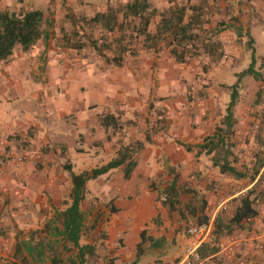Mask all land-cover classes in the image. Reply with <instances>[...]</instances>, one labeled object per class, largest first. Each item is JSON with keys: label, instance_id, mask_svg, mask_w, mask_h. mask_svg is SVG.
Listing matches in <instances>:
<instances>
[{"label": "crops", "instance_id": "obj_1", "mask_svg": "<svg viewBox=\"0 0 264 264\" xmlns=\"http://www.w3.org/2000/svg\"><path fill=\"white\" fill-rule=\"evenodd\" d=\"M162 1L153 2L163 9L169 4ZM255 24L246 37L257 47L261 38ZM204 27L210 31L211 21ZM52 37L50 33L29 50L17 47L12 56L0 61V263L11 254L12 264L16 244L63 210L60 200H69L65 194L72 189L71 172L102 166L116 156L121 144L138 140L145 146L135 155L137 165L129 179L124 178V167H119L87 184L86 199L94 180L105 182L117 230L126 227V234L141 235L147 229L150 236L164 235L172 241V232L158 231L168 224L162 227L153 219L159 214L165 219L168 211L161 192L176 176L179 192L204 194L210 221L220 216L230 219L238 204L234 199L254 182L221 174L211 155L196 147L226 114L221 81L201 91L202 83L208 82L194 80L200 69L198 58L178 63L167 54L142 50L141 40L137 43L140 54L129 55L116 66L89 47L80 51L63 47ZM216 38L225 52H233V31L221 30ZM212 74L218 73L206 75L212 78ZM231 74L237 80L236 71ZM259 108L234 107V141L247 162L254 158L251 150L259 143L244 144L243 134L250 132L252 113ZM106 114L116 115L126 132L119 135L105 127L102 117ZM258 207V216L245 220L242 227L217 239L213 234L200 249V264H264V199ZM175 237L183 250L187 232ZM140 241L132 239L135 245ZM212 242L218 246L215 253L205 250ZM169 245L168 255L172 253Z\"/></svg>", "mask_w": 264, "mask_h": 264}, {"label": "trees", "instance_id": "obj_2", "mask_svg": "<svg viewBox=\"0 0 264 264\" xmlns=\"http://www.w3.org/2000/svg\"><path fill=\"white\" fill-rule=\"evenodd\" d=\"M168 6L157 7L152 0H128L111 3L108 1L105 10L94 14L68 13L66 15L72 28L63 31L60 45L78 51L87 47L99 56L116 66H121L129 55H139L137 48L142 41V50L167 54L178 63H187L191 59L206 55L211 62H219L224 56L222 43L216 35L227 28L221 22L214 29L206 31L209 23V0H167ZM156 18L157 21H156ZM219 24V23H218ZM44 13L39 8H21L19 10L0 9V61L7 60L17 47L31 49L36 43L50 36L45 26ZM242 32V27H237ZM252 40V39H250ZM251 42V41H250ZM250 75L259 77L255 69V53L253 50L250 66L239 73V78ZM231 99L226 114L221 118L213 133L206 135L203 142L196 145L200 152L211 155L212 164L221 174L235 179L248 178L254 182L244 195L235 198L238 202L233 215L225 220L221 216L214 221V236L232 233L242 227L245 220H250L259 214V204L264 199V155L259 150L246 166L238 167L237 146L234 141L236 118L234 107L237 104L239 92L237 84L232 86ZM263 91H258L257 103ZM120 119L114 114L102 117V124L107 128L119 129ZM162 128V127H161ZM150 132L146 133V142L150 141ZM145 142L138 140L133 144H121L116 156L109 162L82 173L71 172L72 189L69 194L70 204L63 210L57 211L55 218L46 222L40 229L31 232L28 239L18 242L15 246V261L12 264H29L31 261H44L49 255L52 264H63L58 253L78 251L77 258L69 257L71 264H85L87 253H91L89 245H81L84 233L85 213L82 204L88 191L87 184L112 170L124 167V178L129 179L137 165L135 155L143 150ZM191 150V145H186ZM261 153V154H260ZM71 171V167H69ZM179 178L174 177L170 185L162 190V203L169 212L177 211L180 204L178 188ZM197 194H193L191 203H195ZM192 214L199 222H208L207 201L200 200L199 205L191 207ZM199 214V216L197 215ZM142 244L145 233L141 234ZM153 244H160V239L149 238ZM215 253L217 247L210 248ZM204 255V252H202ZM90 254V255H91ZM161 264V263H157Z\"/></svg>", "mask_w": 264, "mask_h": 264}, {"label": "rangeland", "instance_id": "obj_3", "mask_svg": "<svg viewBox=\"0 0 264 264\" xmlns=\"http://www.w3.org/2000/svg\"><path fill=\"white\" fill-rule=\"evenodd\" d=\"M108 1L116 3L118 1L128 0H0V9H41L47 21V25L45 26L49 29V33L53 35L52 39H56V43H60L63 31H70L72 28L66 17L68 13H86L91 15L96 11L106 9ZM152 1L156 3L163 2L162 0ZM222 2L224 5H222ZM215 14H217V16H214ZM208 15H210L209 22L211 21V30L217 25L221 26L220 23L223 22L227 25V28H223V30L229 29L234 32L235 49L230 53L223 50L224 56L219 62H211L206 55L195 57L200 60V69L195 75L196 77H194V80L198 81V78H200L208 82L205 84L202 83L204 86H202L201 91H207L205 89L206 87H210L221 81L220 89L223 94L221 102L225 103L226 107L231 99L232 86L235 84H237V90L239 92L237 107L252 106L255 109L260 107V111L256 110L252 113L255 117L254 123L258 121V126L254 127V123L251 124L252 128L249 129L250 132L248 134H243L245 135L243 142L249 145L256 141L259 145L256 146V148L253 146L254 148H252L251 153L254 156L261 150L260 145H262V155H264V92H262L260 97V103L258 104L256 102L258 99V91H264V0H209ZM254 22H256L255 25L258 24L259 26L256 35L261 38L258 40L257 47L253 46V41L246 37L250 32V28L254 26ZM237 27H242L241 33L237 31ZM245 29L247 30L246 33L244 32ZM253 50L255 53V69L259 77L256 78L246 75L239 78V73L250 66ZM217 67H220L223 72H221L220 69L217 71ZM210 71H215L218 74H212V78H209L206 74ZM233 71H236L237 75H235L237 76V80H234L231 74ZM214 77L217 78V81L214 80ZM183 81L187 83L188 79H184ZM190 99L194 100L192 96H190ZM123 128L124 126L122 124L121 128L113 129V131L115 134L119 133V135H121L126 132V129L123 130ZM248 135H251V138H248ZM252 138H254V140ZM119 143L117 146H119ZM236 144L238 143L236 142ZM235 152H237L238 155V167L249 164L243 156V151H241V149L235 147ZM94 183V189L89 190L90 194L82 204V209L85 213V226L80 243L81 245H89L92 252V254L87 253V261L85 264H177L180 261L184 249L182 250V246H178L179 244L175 236L178 234H186L187 228L190 225L199 223L196 215L192 214L191 207L193 205H199L200 200L204 198V194L195 191L197 199L193 204L191 203L193 194L186 189L180 191V204L178 210L170 213L168 207H165L168 211V213L165 214V219H163V216L160 214L153 219V222L159 224V226L164 227L165 223L168 224L163 230L158 231H166L167 233L172 232V235H174L172 241L167 240L164 235L158 237L150 236L149 230L146 229L144 230V241L138 246L132 242V239L135 238V240L140 241L142 239L141 235L134 232L126 234V227L117 230L119 227L117 223L115 224L116 221L112 219L114 218L115 211L113 209V204L108 200V196L106 197L104 192L106 190L105 182L102 183V179H99L96 181L94 180ZM98 188H100L102 193ZM67 196L69 200H60V204H63L62 206L60 205L61 209L66 208L71 202L69 195L66 193L65 197L67 198ZM197 215L199 216V214ZM53 218H55V214L49 220ZM44 223L43 220L42 224H40V227L37 229L42 228ZM175 224L180 225L176 230H172ZM30 234L31 232L28 238ZM150 237L160 239L162 242L160 244H153L152 241L149 240ZM214 243L215 242L208 244L209 246L206 247L205 250L209 251L212 247H218ZM168 245L171 247L172 251L169 255L166 254V247ZM77 255L78 251L75 248L70 249L68 252L63 250L58 253V256L64 262L63 264H71L69 257L77 258ZM10 257H12L11 254H9V258H5L7 262L2 261L0 264H11L12 261ZM29 264L52 263L48 255L44 261H31Z\"/></svg>", "mask_w": 264, "mask_h": 264}, {"label": "built area", "instance_id": "obj_4", "mask_svg": "<svg viewBox=\"0 0 264 264\" xmlns=\"http://www.w3.org/2000/svg\"><path fill=\"white\" fill-rule=\"evenodd\" d=\"M3 161L0 160V164ZM214 222H199L187 228L188 243L184 248L183 256L177 264H200L202 255L201 247L209 242L214 234Z\"/></svg>", "mask_w": 264, "mask_h": 264}]
</instances>
